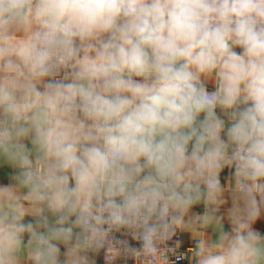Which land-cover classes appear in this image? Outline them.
Masks as SVG:
<instances>
[{"label":"clouds","instance_id":"1","mask_svg":"<svg viewBox=\"0 0 264 264\" xmlns=\"http://www.w3.org/2000/svg\"><path fill=\"white\" fill-rule=\"evenodd\" d=\"M20 23L39 28L0 46V159L16 170L0 186V264H17L26 232L36 264H57L53 241L74 236L77 264L81 237L99 246L113 227H143L153 251L170 205L191 203L176 188L188 193L205 172L217 188L225 160L264 188V0H0V34ZM71 60L70 82L36 89ZM18 188L55 223H22ZM256 239L237 235L199 264H249Z\"/></svg>","mask_w":264,"mask_h":264},{"label":"crops","instance_id":"2","mask_svg":"<svg viewBox=\"0 0 264 264\" xmlns=\"http://www.w3.org/2000/svg\"><path fill=\"white\" fill-rule=\"evenodd\" d=\"M37 27L38 25L35 23L30 25L20 23L10 29L8 33L0 34V46H4L5 36L9 37L13 44L29 40ZM234 51L240 53L242 49L235 47ZM83 54L81 52V56ZM0 64H2V61H0ZM3 75L4 73L0 72V78ZM70 78L67 82H70ZM136 79L140 78L137 77ZM202 79L206 86L216 87L214 74L202 77ZM49 81V77H43L34 80L33 83L38 91L45 92ZM20 95L22 94H18V98ZM216 115L224 121L225 128L220 135L227 142V128L230 126L229 117L219 107L216 109ZM203 118L204 114H201L199 119L202 120ZM25 143L32 147L29 140H25ZM191 147L190 144L189 150H191ZM233 148V145L228 147V156H231ZM222 164L223 167L218 171L216 177L219 182L217 188L213 189L208 186L207 180L210 178V174L207 172L199 179L191 180L192 188L188 193L184 191L183 182L176 188L181 196L191 198V203L187 205L177 204L182 219L181 243L184 247L192 248L189 253V261L192 264H199L203 253L210 250L213 252L224 251L237 235L247 237L251 232L255 234L257 239L254 244L256 254L250 258L249 264H264V188H252L251 192L248 188L242 189L240 185L243 176L237 175L233 163L225 160L222 161ZM15 171L10 164L0 159V186L14 183L12 176ZM246 181L252 184L250 180L246 179ZM259 183L264 184V180ZM26 192V189L18 188L16 193L21 197L22 223L35 224L37 218L41 216L46 217L50 223H55L57 217L46 206L32 204L23 199ZM3 203V201H0V206ZM41 208H43V212H41ZM72 219H75V217H72ZM39 231L43 232L44 229L41 228ZM80 232L81 229H74V233ZM22 240L23 243L17 253V264H36L30 256L32 249L29 247L30 236L27 232L23 234ZM83 240L84 238L81 237L82 247L77 249L72 259L77 261V264H103L102 250L85 247ZM53 243H56L59 248L57 264H68L67 252L70 246L75 245V236L68 246L59 241H53Z\"/></svg>","mask_w":264,"mask_h":264},{"label":"built area","instance_id":"3","mask_svg":"<svg viewBox=\"0 0 264 264\" xmlns=\"http://www.w3.org/2000/svg\"><path fill=\"white\" fill-rule=\"evenodd\" d=\"M39 26L37 27L38 30ZM77 70L76 61L71 60L66 65L61 66L54 76H49L50 81H64L65 77H71ZM207 90L212 92L215 88L207 86ZM232 154V153H231ZM233 166L235 167V163ZM236 168V167H235ZM219 185V183H218ZM242 189L252 188V184L244 177L241 179ZM119 202V198H117ZM155 218L148 221L151 225ZM168 220L170 227L157 235L153 241V251H147L142 239L143 227L115 228L113 227L104 238L102 244L97 246L95 239H90V243L85 247L102 250L103 264H192L189 261V253L192 248L184 247L181 243L182 219L179 207L173 203L169 207ZM107 229L109 226H103ZM90 237V234H88Z\"/></svg>","mask_w":264,"mask_h":264}]
</instances>
